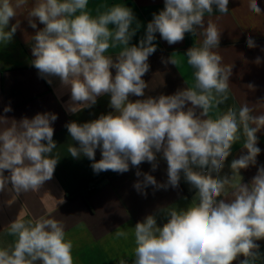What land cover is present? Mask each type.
<instances>
[{
  "label": "clouds",
  "instance_id": "obj_1",
  "mask_svg": "<svg viewBox=\"0 0 264 264\" xmlns=\"http://www.w3.org/2000/svg\"><path fill=\"white\" fill-rule=\"evenodd\" d=\"M228 4L229 0H164V8L153 13L139 44L130 45L140 23L123 4H101L93 15L89 0H0V43L12 40L20 22L9 25L19 10L27 9L32 29H37V21L43 25L30 38L31 64L49 84L58 78L61 88L70 93L66 111L78 113L96 105L98 97L110 96L114 111L82 124L65 125L78 143V147L69 145L71 157L86 156L97 174L108 170L122 174L129 171L130 164L138 168L143 162H149L155 171L160 154L167 162V181L158 183L153 175L137 170V177L143 175L133 185L137 192L146 196L149 186L155 190L176 188L181 176L196 190L187 208L163 210L166 222L162 226L151 214L136 223L131 264L264 261L256 243L264 240V165L250 183H242L240 176L241 169L257 164L261 152L257 133L264 129V112L256 114V109L264 103L221 110L230 99L232 65L223 64L216 51L221 30L212 19L205 24V16L210 17L214 7L227 14ZM248 7L261 15L257 0H249ZM156 33L169 45L182 42L186 33L199 36L198 45L185 54L194 70V83L172 95L133 102L130 96L144 97L149 87L142 77L149 71L150 55L157 50L153 43ZM246 43L256 47L251 36ZM109 49L119 51L115 56L106 55ZM162 63L178 67L180 60L174 53ZM255 63L260 64L261 59L257 57ZM214 110L213 119L209 114ZM3 111L12 109L6 106ZM57 118L51 112L19 121L0 116V192H13L14 198L39 192L53 178L60 157L53 140L52 125ZM237 142L246 153L231 160V175H222ZM97 148L102 155L98 162ZM5 229L14 239L0 247V264H74L73 242L66 239L61 220L18 216ZM115 235L127 237L119 230ZM119 264L129 262L121 257Z\"/></svg>",
  "mask_w": 264,
  "mask_h": 264
},
{
  "label": "crops",
  "instance_id": "obj_2",
  "mask_svg": "<svg viewBox=\"0 0 264 264\" xmlns=\"http://www.w3.org/2000/svg\"><path fill=\"white\" fill-rule=\"evenodd\" d=\"M248 3L249 0H229L227 14H220L214 7L213 14L205 16V24L207 19H212L221 30L216 51L222 56L223 64L232 65L230 99L220 106L221 110L233 105L239 107L243 103L250 106L264 103V0H257L261 15L251 12ZM101 4H123L132 9L140 28L132 37L130 45L139 44L153 13L164 8V0H89L88 9L95 15L96 8ZM26 13L27 9L18 11L17 17L9 25L10 28L12 24L20 22L12 40L7 44L0 43V116H6L9 121H19L24 117L31 119L37 113H55L58 118L52 125L53 140L57 144L54 151L60 157L53 178L46 181L39 192L21 193L15 198L13 192H0V247L12 243L14 238L7 235L5 228L18 216L25 220L56 218L65 224L66 239L73 242L74 264H119L121 257L131 264L136 223L151 214L156 215L157 224L162 226L166 222L163 210L171 206L187 208L193 202L196 190L181 176L176 188L169 186L167 190H155L149 186L145 189L146 196L138 193L133 185L137 180H142L143 175L137 177V170L153 175L158 183L167 181V162L160 154H157L158 167L155 171L149 162H143L138 168L130 164L129 171L122 174L111 170L97 174L91 167L93 161L86 156L79 159L71 157L67 149L71 144L78 147V143L71 139L65 125L73 121L82 124L114 111L109 106L110 96L98 97L96 105L78 113L66 111L70 93L61 88L58 78H52L49 84L31 64L34 57L30 38L43 25L37 21V29H32ZM155 35L153 43L157 50L150 55L149 71L142 77L149 87L145 89L144 97L130 96L133 102L148 96L172 95L194 83V70L187 64L185 54L190 47L198 45L199 36L186 33L182 42L169 45L160 38L159 33ZM249 36L255 41V48L247 46ZM118 51L109 49L106 55L115 56ZM174 53L180 60L178 67L162 63V59L167 60ZM257 57L261 59L260 64L255 63ZM111 71L114 75L115 70ZM249 84L254 85V89H249ZM6 106H10L12 111L4 113ZM262 112L264 106L257 107L256 114ZM209 115L214 119L215 110ZM257 136V146L261 152L255 166L240 170L242 183H250L258 167L264 165V129ZM242 153H246L242 143H235L222 175H231V160ZM101 158V150L97 148L95 161ZM5 175H8L7 170ZM117 230L126 232L127 237H117ZM256 243L260 245V252L264 253V240ZM233 264L239 262L234 261ZM257 264H264V261H258Z\"/></svg>",
  "mask_w": 264,
  "mask_h": 264
},
{
  "label": "built area",
  "instance_id": "obj_3",
  "mask_svg": "<svg viewBox=\"0 0 264 264\" xmlns=\"http://www.w3.org/2000/svg\"><path fill=\"white\" fill-rule=\"evenodd\" d=\"M93 188V187H92Z\"/></svg>",
  "mask_w": 264,
  "mask_h": 264
}]
</instances>
